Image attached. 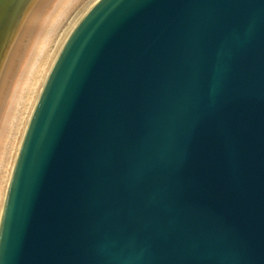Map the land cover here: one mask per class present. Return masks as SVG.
Returning <instances> with one entry per match:
<instances>
[{"label":"water","instance_id":"1","mask_svg":"<svg viewBox=\"0 0 264 264\" xmlns=\"http://www.w3.org/2000/svg\"><path fill=\"white\" fill-rule=\"evenodd\" d=\"M28 1L0 0V42ZM0 264H264V0L87 9L28 120Z\"/></svg>","mask_w":264,"mask_h":264},{"label":"bare ground","instance_id":"2","mask_svg":"<svg viewBox=\"0 0 264 264\" xmlns=\"http://www.w3.org/2000/svg\"><path fill=\"white\" fill-rule=\"evenodd\" d=\"M96 1L29 0L0 42V216L28 120L52 64Z\"/></svg>","mask_w":264,"mask_h":264},{"label":"rangeland","instance_id":"3","mask_svg":"<svg viewBox=\"0 0 264 264\" xmlns=\"http://www.w3.org/2000/svg\"><path fill=\"white\" fill-rule=\"evenodd\" d=\"M74 14V13H73Z\"/></svg>","mask_w":264,"mask_h":264}]
</instances>
